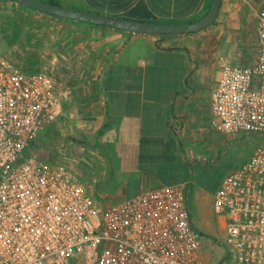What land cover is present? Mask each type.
<instances>
[{
	"label": "built area",
	"instance_id": "1",
	"mask_svg": "<svg viewBox=\"0 0 264 264\" xmlns=\"http://www.w3.org/2000/svg\"><path fill=\"white\" fill-rule=\"evenodd\" d=\"M257 37L255 63H225L212 94L220 131L260 139L213 200L234 264H264V8ZM63 110L49 72L0 50V264H202L185 183L106 204L71 166L29 153Z\"/></svg>",
	"mask_w": 264,
	"mask_h": 264
},
{
	"label": "crops",
	"instance_id": "2",
	"mask_svg": "<svg viewBox=\"0 0 264 264\" xmlns=\"http://www.w3.org/2000/svg\"><path fill=\"white\" fill-rule=\"evenodd\" d=\"M58 1L154 23L194 22L213 4V0ZM261 8L264 0H222L216 21L208 27L165 35L66 19L0 0V20L15 41L2 50L26 71L50 67L57 91L66 99L81 100L75 109L88 114L90 127L104 129L96 145L99 150L93 152L96 174L99 180L123 185L121 197L104 199L109 204L146 189L181 183L188 165L200 158L205 131L219 130L212 94L222 66L252 65L258 57ZM46 59L50 61L45 65ZM220 185L203 193L211 207Z\"/></svg>",
	"mask_w": 264,
	"mask_h": 264
},
{
	"label": "rangeland",
	"instance_id": "3",
	"mask_svg": "<svg viewBox=\"0 0 264 264\" xmlns=\"http://www.w3.org/2000/svg\"><path fill=\"white\" fill-rule=\"evenodd\" d=\"M247 20L251 22V19ZM14 43L1 19L0 50L5 54L2 48L14 46ZM43 62L45 65L48 63L47 59ZM33 70L47 71L54 79L48 66H39ZM61 95L64 104L63 114L48 130L39 135L29 153L39 159L63 163L74 168L96 198L103 201L118 199L121 197L123 185L118 180L108 181L105 178L99 180L93 162V152L99 150V146L96 145L104 129L99 125L90 127L85 120L88 114L75 109L81 100L66 99L63 94ZM259 142L258 137L247 133L227 134L216 127H211L205 131L199 145L200 158L188 165L186 174L179 180L186 185L187 202L198 235L202 264H234L222 242V227L203 193L215 191L230 171L250 158Z\"/></svg>",
	"mask_w": 264,
	"mask_h": 264
},
{
	"label": "water",
	"instance_id": "4",
	"mask_svg": "<svg viewBox=\"0 0 264 264\" xmlns=\"http://www.w3.org/2000/svg\"><path fill=\"white\" fill-rule=\"evenodd\" d=\"M27 5L34 9L60 16L66 19L79 20L95 25L124 29L132 32L155 33L175 35L200 31L212 23L218 17L222 0H213L209 12L201 19L184 23H154L148 21L132 20L116 16H109L87 10L64 6L43 0H7ZM95 119V118H89Z\"/></svg>",
	"mask_w": 264,
	"mask_h": 264
},
{
	"label": "trees",
	"instance_id": "5",
	"mask_svg": "<svg viewBox=\"0 0 264 264\" xmlns=\"http://www.w3.org/2000/svg\"><path fill=\"white\" fill-rule=\"evenodd\" d=\"M1 1H7V0H1ZM48 2L60 4L58 0H48Z\"/></svg>",
	"mask_w": 264,
	"mask_h": 264
}]
</instances>
